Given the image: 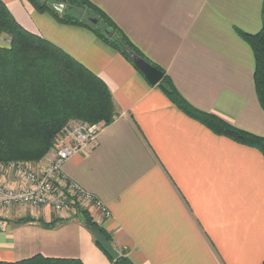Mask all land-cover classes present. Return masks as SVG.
<instances>
[{"label":"crops","instance_id":"0c3cea01","mask_svg":"<svg viewBox=\"0 0 264 264\" xmlns=\"http://www.w3.org/2000/svg\"><path fill=\"white\" fill-rule=\"evenodd\" d=\"M0 1L21 28L65 52L110 92L116 117L60 173L110 211L109 219L95 210L90 217L98 216L94 223L119 256L132 264H264L260 152L188 117L86 27L57 22L27 0ZM88 1L164 71L189 106L264 136L253 53L238 35L260 31L264 0ZM12 212L20 210L0 216V262L40 256L114 264L79 215L67 222L49 208ZM26 217L34 222L16 224Z\"/></svg>","mask_w":264,"mask_h":264},{"label":"trees","instance_id":"16d2710c","mask_svg":"<svg viewBox=\"0 0 264 264\" xmlns=\"http://www.w3.org/2000/svg\"><path fill=\"white\" fill-rule=\"evenodd\" d=\"M38 12L50 13L55 21L84 26L107 46L118 51L130 63L126 51L148 62L116 25L88 0H50L54 4L71 3L74 9H85L96 24H87L58 13L47 4L27 0ZM56 4V5H57ZM0 1V37L10 38L9 47L0 46V163L38 161L52 147L55 134L70 118L89 123L110 124L116 117L113 100L107 86L99 78L46 40L25 31ZM71 10V9H70ZM100 24V25H99ZM262 28L254 34L238 32L253 53L254 89L264 113V14ZM151 64V63H149ZM133 65V64H132ZM152 65V64H151ZM153 66V65H152ZM155 67V66H154ZM157 85L168 99L188 117L205 126L214 135L224 136L238 144L257 150L264 157V136H254L227 125L217 117L200 113L175 92L164 71ZM84 226L95 228L108 241L106 233L81 215ZM34 222L28 218L16 224ZM45 227L52 224L44 225ZM107 258H109L107 256ZM110 260V258H109ZM112 261V260H111ZM114 264H132L119 256ZM5 264V262H0ZM6 264H82L73 259H45L40 256Z\"/></svg>","mask_w":264,"mask_h":264},{"label":"built area","instance_id":"2783aa9c","mask_svg":"<svg viewBox=\"0 0 264 264\" xmlns=\"http://www.w3.org/2000/svg\"><path fill=\"white\" fill-rule=\"evenodd\" d=\"M99 131L95 126L83 125L72 129L70 135L74 141L60 149L51 166L38 172L15 162L0 163V216L13 206L49 208L59 214L80 206L79 208L88 214L92 209L97 211L102 219H109L110 212L100 201L60 173L62 163L91 147ZM11 172L14 173L13 177L9 175ZM0 231H4L3 223L0 224Z\"/></svg>","mask_w":264,"mask_h":264},{"label":"rangeland","instance_id":"374dc122","mask_svg":"<svg viewBox=\"0 0 264 264\" xmlns=\"http://www.w3.org/2000/svg\"><path fill=\"white\" fill-rule=\"evenodd\" d=\"M37 1L40 4H47L48 6L53 8L54 11H56V12H58L60 14L62 13V11H66L67 13L70 14V17H72V18L75 17L76 20H79V21H82V22H86L87 24H91V22H92L93 25L96 24V23H94V21L96 22L95 19H89V18H92V16L89 13H87L85 11V9H74L73 10V8H75V7H73L74 5L69 3V2H67V3H65V2L64 3H59V5L56 3L58 5V8L59 7L61 8V9H56V8H54V5H56V4H54L50 0H37ZM9 44H10V38L9 37H6V36H1L0 37V46L1 47L7 48V47H9ZM81 125H83V126H95L99 130L102 127H104L102 124H99V123H89L87 121H79L77 119L70 118V119H68L66 121L65 125H63V127L59 130V132L57 134H55L52 147H49V150L40 158V160H38V161H30V162H28V161L27 162H24V161H12V162H6V163H3V164H8V163H14L15 162V163H18V164H22L25 167H30V168L34 169L36 172H38V171H40L42 169H45V168L51 166L55 162V160L58 157V152L60 151V149H62V147L65 148V146L70 145L74 141V138L70 135V133H71L72 129H74L75 127L77 128L78 126H81ZM61 167H62V165H61ZM61 171H62V169H60V172ZM13 174L14 173L11 172L9 175H11V177H13ZM72 183L74 185H76L74 182H72ZM76 186L79 187L78 185H76ZM90 195L92 197H94V195H92V194H90ZM94 198L99 201V199L97 197H94ZM79 207L80 206H75L74 209H72L70 211H66L65 213H60V214L59 213H55V212H53V213H54L55 216L61 217L62 221H67V222H68V220L75 218V216L77 217L79 215L80 217H82L81 215L83 213H85L89 217L91 223H94V221H96V219L98 220V216L95 217V215H93L92 217H90V214L86 213L87 211L84 212V210H82V208H79ZM17 208L20 210V212H17V213L16 212H12V213H16L17 217H18V216H20V213H26V212H28L30 210V208L34 209L36 207L20 206V207H17ZM90 210H91V212L93 211L92 209H90ZM51 212H52V210H51ZM110 217H111V213H110ZM94 224L99 227V225H97L96 223H94ZM93 229H94V227H93Z\"/></svg>","mask_w":264,"mask_h":264},{"label":"water","instance_id":"95a60500","mask_svg":"<svg viewBox=\"0 0 264 264\" xmlns=\"http://www.w3.org/2000/svg\"><path fill=\"white\" fill-rule=\"evenodd\" d=\"M54 8H58L55 6ZM58 9H61L60 7ZM95 23V21H94ZM126 55L130 57L133 66L141 72L145 80L149 82L150 85L158 84L162 79V73L151 64L147 63L144 59L140 58L138 55L135 56L129 51H126ZM95 242L98 244L99 248L110 258V260L115 261L119 257L118 251L112 247L113 245L103 236L100 232L96 231L95 228H90Z\"/></svg>","mask_w":264,"mask_h":264},{"label":"flooded vegetation","instance_id":"af4514ba","mask_svg":"<svg viewBox=\"0 0 264 264\" xmlns=\"http://www.w3.org/2000/svg\"><path fill=\"white\" fill-rule=\"evenodd\" d=\"M55 6H58V5H54V7H55Z\"/></svg>","mask_w":264,"mask_h":264}]
</instances>
